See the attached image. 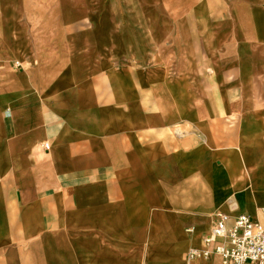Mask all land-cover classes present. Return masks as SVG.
<instances>
[{"label": "crops", "instance_id": "0c3cea01", "mask_svg": "<svg viewBox=\"0 0 264 264\" xmlns=\"http://www.w3.org/2000/svg\"><path fill=\"white\" fill-rule=\"evenodd\" d=\"M146 17L0 0V264H224L217 213L264 226V58L211 103Z\"/></svg>", "mask_w": 264, "mask_h": 264}, {"label": "rangeland", "instance_id": "374dc122", "mask_svg": "<svg viewBox=\"0 0 264 264\" xmlns=\"http://www.w3.org/2000/svg\"><path fill=\"white\" fill-rule=\"evenodd\" d=\"M144 2L146 21L160 31L164 50L177 59L178 72L193 76L194 84L200 86L204 95H209L211 103L219 100L221 89L231 86L233 76L228 73L235 67L239 72L251 56L260 66V58H264V36L254 33L247 24L239 25L234 10L242 3L264 8V0ZM242 92H245L244 86ZM245 100L244 94L236 96V102L245 104Z\"/></svg>", "mask_w": 264, "mask_h": 264}, {"label": "built area", "instance_id": "2783aa9c", "mask_svg": "<svg viewBox=\"0 0 264 264\" xmlns=\"http://www.w3.org/2000/svg\"><path fill=\"white\" fill-rule=\"evenodd\" d=\"M45 147L48 148V144ZM218 237L228 240L227 244L215 247V251L222 254L224 264H264V226L249 215L217 213V223L208 240ZM197 253L193 250L189 257Z\"/></svg>", "mask_w": 264, "mask_h": 264}]
</instances>
